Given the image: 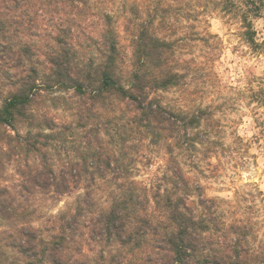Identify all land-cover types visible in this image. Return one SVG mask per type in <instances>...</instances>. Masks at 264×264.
<instances>
[{
	"label": "clouds",
	"instance_id": "clouds-1",
	"mask_svg": "<svg viewBox=\"0 0 264 264\" xmlns=\"http://www.w3.org/2000/svg\"><path fill=\"white\" fill-rule=\"evenodd\" d=\"M0 12L34 25L37 63L43 61L53 77L46 89L25 71L22 79L34 83H17L20 92L0 96V124L11 138L0 142V151L12 157L0 169V189L25 195L31 185L37 189L25 205H31L30 220L0 223V264L22 256L12 251L9 237L21 229L54 228L62 216L76 214L78 198L94 193L98 207L108 208L118 185L147 190L148 207L157 214L158 201L171 197L175 204L184 189L191 190L176 206L197 220L207 208L206 223L215 213L222 227L201 230L219 240L213 248L223 246L225 264H264V0H0ZM61 28L65 35L78 34V49L85 40L93 45L95 59L81 63L70 49L66 59H50L51 47L68 43L56 39ZM141 47L152 55H139ZM61 83L66 99L88 101L99 126H82V145L60 153L74 171L63 177L70 187L57 193L53 181L64 164L39 155L53 151L56 130L29 126L38 113L27 107L37 94L60 96L64 90H55ZM53 112V124H60L64 109ZM18 142L25 152H12ZM42 189H50L47 196ZM99 250L85 246L77 256L93 257ZM172 255L175 264H203L215 253L205 248L201 254L185 243Z\"/></svg>",
	"mask_w": 264,
	"mask_h": 264
},
{
	"label": "trees",
	"instance_id": "trees-1",
	"mask_svg": "<svg viewBox=\"0 0 264 264\" xmlns=\"http://www.w3.org/2000/svg\"><path fill=\"white\" fill-rule=\"evenodd\" d=\"M33 27L34 25L21 24L20 19L14 14L0 12V96L12 94L13 91L20 92L22 88H16L17 83L22 85L34 83L31 78L22 79L25 71H31L34 76L40 78L46 89L52 87L49 81L53 80V77L48 75L47 66L43 61L37 63L36 53L40 51V47L37 41L30 38L33 35ZM146 35L147 33H142L141 38ZM61 38L68 41L67 45L59 44L51 47L50 59L57 61L66 59L64 53L68 49L81 63L83 58L88 56L95 59L96 48L87 40L84 41V46L77 48L80 42L77 33L65 35V30L61 28L60 36L56 39ZM60 42L64 43V41ZM113 50L115 51V48ZM139 55H152V53L141 47ZM55 82H59L58 77ZM61 89L64 92L60 96L54 95L53 91H48L44 96L37 94L27 110L38 113V117L31 121L29 126L35 124L43 129L46 125H52L56 130L49 143L53 151L41 152L39 155H46L53 162L59 157L61 164H64V158L60 157V153L75 151L82 145L86 135L82 126L92 124L98 127L99 124L86 108L87 100L83 97L77 99L74 96L66 99L64 93L67 89L63 83L55 91ZM59 108L64 109V114H68L70 120L60 118V124H53V120L57 118L53 109ZM22 126L23 121H20L17 127ZM5 139L11 142V138L7 137L6 126L0 124V142ZM33 139L32 133L29 132L28 142ZM12 152L23 153L25 148L18 142ZM5 157L9 160L12 158L8 153L0 151V169L3 168ZM73 171L74 165L69 158L67 164H64L60 170V179L53 181L57 193H63L70 187L69 182L63 177ZM42 183L47 184L48 181L45 179ZM118 188L119 192L110 194L112 203L108 208L98 207L94 193L86 200L78 198L76 214L70 219L62 216L54 228L41 232L21 229L15 236L9 237L8 243L12 251L18 250L22 253L15 264H175L176 257L172 253L182 250L185 243L194 251L199 250L201 254L205 248L215 253L214 256L206 258L203 264H225L220 258L224 255L223 246L213 248L214 244L219 245V240H213L211 236L205 237L201 230L209 231V225L211 229L222 227V225L218 226L215 213L209 214L206 223L204 217L208 212L207 208L205 213H200V218L197 220L194 212L185 216L176 206L179 202L184 204L183 200L191 194V190L184 189V196L178 197L175 204H172L171 197L168 203L158 201L159 214H157L148 207L147 190H137L133 185L127 188L118 185ZM41 191L47 196L50 189ZM36 193L34 184L31 185L28 195L22 191L13 194L7 188L0 189V223L10 217H15L20 222L30 220L28 214L31 205H25ZM20 198H23V203L20 202ZM81 200H84L83 204L80 203ZM188 210L192 211L191 208ZM178 228L181 230L182 239H177ZM24 232L29 234L27 239L22 235ZM85 246L92 248L93 251L96 248L100 250L93 257L77 256ZM130 254L135 255L134 260L129 259ZM180 264H190V262L181 260ZM196 264H201V261H196Z\"/></svg>",
	"mask_w": 264,
	"mask_h": 264
},
{
	"label": "rangeland",
	"instance_id": "rangeland-1",
	"mask_svg": "<svg viewBox=\"0 0 264 264\" xmlns=\"http://www.w3.org/2000/svg\"><path fill=\"white\" fill-rule=\"evenodd\" d=\"M262 31H264V29H262ZM54 113V112H53ZM55 114V113H54ZM56 115V114H55ZM62 118V120H70V118L68 117V114H64L63 117H60ZM223 214V213H222ZM0 243H4V241H0Z\"/></svg>",
	"mask_w": 264,
	"mask_h": 264
}]
</instances>
